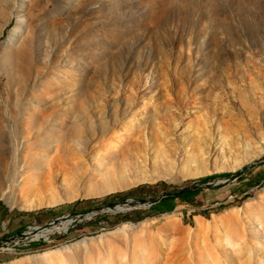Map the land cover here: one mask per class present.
I'll use <instances>...</instances> for the list:
<instances>
[{"label":"rangeland","instance_id":"374dc122","mask_svg":"<svg viewBox=\"0 0 264 264\" xmlns=\"http://www.w3.org/2000/svg\"><path fill=\"white\" fill-rule=\"evenodd\" d=\"M0 264H264V0H0Z\"/></svg>","mask_w":264,"mask_h":264},{"label":"trees","instance_id":"16d2710c","mask_svg":"<svg viewBox=\"0 0 264 264\" xmlns=\"http://www.w3.org/2000/svg\"><path fill=\"white\" fill-rule=\"evenodd\" d=\"M225 175L226 173H221L218 175L216 174L215 176H206L202 178L200 181L205 182V181L212 179L213 177H223ZM162 186L169 187V185L166 183H162ZM200 191L201 189L198 187H195L194 184L190 186H185L182 188H173L171 191L161 194L158 197L160 198V200L152 204L149 210L151 213L170 212L174 209V207L176 206L178 202L186 201L188 203H193L194 198L199 194ZM108 202L110 201H107V203ZM37 246L42 247V246H46V244L45 243L34 244L32 247H37Z\"/></svg>","mask_w":264,"mask_h":264},{"label":"built area","instance_id":"2783aa9c","mask_svg":"<svg viewBox=\"0 0 264 264\" xmlns=\"http://www.w3.org/2000/svg\"><path fill=\"white\" fill-rule=\"evenodd\" d=\"M37 229H41L38 226H29L26 230L22 231L20 235H14L10 239H24V247L25 248H31L34 244H40V243H46L48 240V235L46 237H39L36 236L34 233L37 231Z\"/></svg>","mask_w":264,"mask_h":264},{"label":"water","instance_id":"95a60500","mask_svg":"<svg viewBox=\"0 0 264 264\" xmlns=\"http://www.w3.org/2000/svg\"><path fill=\"white\" fill-rule=\"evenodd\" d=\"M216 185H218V184H214L213 186H216ZM194 186L198 187V188H202V186L198 185V184H194ZM159 200H160V198L154 199V200L151 201V204H154V203L158 202ZM146 201H147L146 199L124 200L122 202H119V204H125V205H128L129 207H132V206H134L136 204H143ZM111 204H113V203L112 202H108L104 206L109 207ZM65 218H66V216H62V217L57 218L56 220H54V221H52V222H50V223H48L46 225H43V226L40 225L38 227L42 229V228H47L50 225H57L60 222L61 219H65ZM20 234H21V232L15 234V235H20Z\"/></svg>","mask_w":264,"mask_h":264},{"label":"bare ground","instance_id":"6f19581e","mask_svg":"<svg viewBox=\"0 0 264 264\" xmlns=\"http://www.w3.org/2000/svg\"><path fill=\"white\" fill-rule=\"evenodd\" d=\"M52 229H54V226L52 227ZM37 230H39V229H37ZM48 232H50V230L49 229H46L43 232H39V234H37V236L44 235V234H46Z\"/></svg>","mask_w":264,"mask_h":264}]
</instances>
